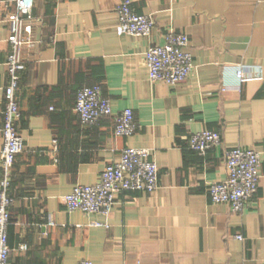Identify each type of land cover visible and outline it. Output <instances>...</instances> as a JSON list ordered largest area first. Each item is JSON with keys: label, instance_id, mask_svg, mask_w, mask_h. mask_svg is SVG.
<instances>
[{"label": "crops", "instance_id": "crops-1", "mask_svg": "<svg viewBox=\"0 0 264 264\" xmlns=\"http://www.w3.org/2000/svg\"><path fill=\"white\" fill-rule=\"evenodd\" d=\"M117 4L33 0L35 46L22 49L25 77L16 92L23 150L6 190L9 264H264V0H131L136 14L154 18L148 38L119 30ZM14 13L13 0H0V131ZM169 30L188 37L194 66L175 86L151 83L143 60ZM93 86L114 115L132 111L131 137L114 136L113 117L80 123L76 93ZM39 88L47 89L40 105ZM201 131L220 134L221 144L205 154L189 150ZM125 148L149 152L157 189L119 194L106 218L67 212L61 198L96 184ZM235 148L262 159L242 214L212 204L207 192L208 183L225 180V157ZM3 180L0 163V187Z\"/></svg>", "mask_w": 264, "mask_h": 264}, {"label": "built area", "instance_id": "built-area-1", "mask_svg": "<svg viewBox=\"0 0 264 264\" xmlns=\"http://www.w3.org/2000/svg\"><path fill=\"white\" fill-rule=\"evenodd\" d=\"M15 13L11 20L14 30L9 37L11 54L7 61L10 82L5 91V108L1 128L2 150L0 163L4 180L0 187V264H9L8 226L9 208L12 200L7 195L8 179L15 157L23 150V140L18 135L16 122L19 109L16 101L18 71L21 69L23 47L33 48L31 39L33 0H13ZM119 30L127 36L148 38L155 26L151 15H138L131 7V0H118L115 9ZM40 22V20H37ZM189 41L185 34L169 30L162 44L151 45L144 53L143 60L151 83L175 86L185 82L193 71L192 55L188 50ZM238 83L247 80L243 68L235 74ZM73 111L83 126H94L99 119L114 117V136L131 137L136 131L134 116L127 109L114 115L108 99L101 96L98 87H83L76 93ZM221 144L220 134L201 131L190 136L188 149L200 154ZM149 152L143 149L125 148L117 163L110 164L102 171L99 181L93 185H76L71 192L61 198L67 212L108 217L113 210L117 196L123 192L152 193L158 187L159 169L149 159ZM261 155L254 150L235 148L227 152L224 167L226 178L220 182L207 184L209 200L212 204L226 205L235 214H242L256 193L259 184ZM99 226L98 223H93ZM241 241V236H236ZM22 250L26 246H21ZM77 264H92L82 260Z\"/></svg>", "mask_w": 264, "mask_h": 264}, {"label": "trees", "instance_id": "trees-1", "mask_svg": "<svg viewBox=\"0 0 264 264\" xmlns=\"http://www.w3.org/2000/svg\"><path fill=\"white\" fill-rule=\"evenodd\" d=\"M24 73H25V71H22L21 72V70H19L18 71V77H19V81H18V86L20 87V85H21V83H22V81H23V79H24V77H25V75H24ZM47 89L46 88H39V89H37L35 92H36V94H37V97H38V99L36 100V102L38 103V105H40V96H41V94L43 93V92H45ZM17 99V98H16ZM17 101V100H16ZM19 109V108H18ZM35 111H32V115H38L39 113H37L36 112V109H34ZM21 114V112L19 113V116H21L20 115ZM105 118V117H104ZM113 120H114V117H113ZM114 133V132H113ZM9 196L10 197H12V195H11V192H10V194H9ZM9 224H10V222H9Z\"/></svg>", "mask_w": 264, "mask_h": 264}]
</instances>
